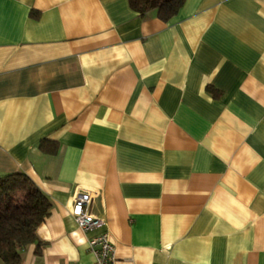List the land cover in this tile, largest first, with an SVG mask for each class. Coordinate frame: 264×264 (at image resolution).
<instances>
[{
  "label": "crops",
  "instance_id": "1",
  "mask_svg": "<svg viewBox=\"0 0 264 264\" xmlns=\"http://www.w3.org/2000/svg\"><path fill=\"white\" fill-rule=\"evenodd\" d=\"M51 201L21 264H264V0H0V175ZM0 264H3L0 261Z\"/></svg>",
  "mask_w": 264,
  "mask_h": 264
},
{
  "label": "trees",
  "instance_id": "2",
  "mask_svg": "<svg viewBox=\"0 0 264 264\" xmlns=\"http://www.w3.org/2000/svg\"><path fill=\"white\" fill-rule=\"evenodd\" d=\"M184 0H128L129 6L144 15L154 10L162 21L172 18ZM51 201L24 173L0 175V261L21 264L22 251L35 242L37 226L48 216Z\"/></svg>",
  "mask_w": 264,
  "mask_h": 264
},
{
  "label": "built area",
  "instance_id": "3",
  "mask_svg": "<svg viewBox=\"0 0 264 264\" xmlns=\"http://www.w3.org/2000/svg\"><path fill=\"white\" fill-rule=\"evenodd\" d=\"M90 196V191L78 192L71 204L70 214L78 227L93 232L87 244L94 256V264H116L114 247L109 239L105 220L94 216L88 210Z\"/></svg>",
  "mask_w": 264,
  "mask_h": 264
}]
</instances>
